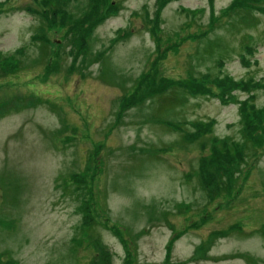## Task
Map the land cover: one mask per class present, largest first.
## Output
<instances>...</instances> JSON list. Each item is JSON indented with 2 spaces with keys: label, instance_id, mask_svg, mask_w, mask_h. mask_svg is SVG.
Returning <instances> with one entry per match:
<instances>
[{
  "label": "rangeland",
  "instance_id": "rangeland-1",
  "mask_svg": "<svg viewBox=\"0 0 264 264\" xmlns=\"http://www.w3.org/2000/svg\"><path fill=\"white\" fill-rule=\"evenodd\" d=\"M249 1L0 0V264H264Z\"/></svg>",
  "mask_w": 264,
  "mask_h": 264
},
{
  "label": "trees",
  "instance_id": "trees-1",
  "mask_svg": "<svg viewBox=\"0 0 264 264\" xmlns=\"http://www.w3.org/2000/svg\"><path fill=\"white\" fill-rule=\"evenodd\" d=\"M241 2H242L243 4H245V3L252 4V5H254L255 7L258 6L257 3L250 2V1L248 2V0H241ZM238 5H239V4H238ZM238 5H236L237 8L240 7V6H238ZM244 6H247V5H244ZM241 7H242V6H241ZM244 9H248V8H244ZM249 10H250V9H249ZM234 11H236V10H233V12H234ZM233 12H232V13H233ZM231 15H232V14H231ZM231 15H229V17H230ZM227 16H228V15H227ZM229 21H230V20H229ZM245 37H246V35L243 36V39H242V46H243L244 48H247L248 45L245 47V45L247 44L246 41L244 40ZM45 53H46V52H45ZM43 55H44V53H42L41 55L37 56V58H34V60H35V59H39V58L42 57ZM45 55H46V54H45ZM41 64H42V62H41ZM173 82H174V84L171 85L172 82H166V81H163L162 84L160 85V89H161V86H164L165 89L169 88L170 85H171L170 87L176 86L177 81H173ZM180 83H181V82H180ZM185 84L187 85L186 88H187L188 90H192L191 85L193 84V81L190 80L189 82H187V83H185ZM213 147H214V146H213ZM218 147H219V146H218ZM221 147H222V145H221ZM221 147H220V148H221ZM202 169H204V168H202ZM0 220H1V218H0Z\"/></svg>",
  "mask_w": 264,
  "mask_h": 264
}]
</instances>
